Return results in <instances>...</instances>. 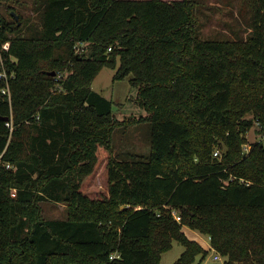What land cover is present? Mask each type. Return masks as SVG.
<instances>
[{"label": "trees", "instance_id": "16d2710c", "mask_svg": "<svg viewBox=\"0 0 264 264\" xmlns=\"http://www.w3.org/2000/svg\"><path fill=\"white\" fill-rule=\"evenodd\" d=\"M242 1L246 36L223 38L200 35L198 0H32L37 25L0 10V264H161L174 240L173 264H194L208 250L185 225L225 264H264V144L247 138L264 132V0ZM105 66L132 75L147 156L113 154V101L91 87ZM101 145L108 193L91 197Z\"/></svg>", "mask_w": 264, "mask_h": 264}, {"label": "rangeland", "instance_id": "374dc122", "mask_svg": "<svg viewBox=\"0 0 264 264\" xmlns=\"http://www.w3.org/2000/svg\"><path fill=\"white\" fill-rule=\"evenodd\" d=\"M198 2V20L202 37L246 36L250 16L247 2L244 3L242 0H198ZM0 10L7 19H11L10 13L15 11L21 22L24 20L30 24L39 23L32 0L11 2L9 7L3 4ZM238 32L240 34H237ZM85 45L87 46L88 43ZM116 70L117 68L109 66L103 67L91 84L95 91L113 101L112 112L119 122L112 134L113 154L122 159L147 156L150 152L152 133V124L146 119L148 112L137 102V87L130 83L132 75L129 74L123 79H114ZM247 138L249 143L261 140L264 144V132L259 130L258 125H254L247 132ZM109 155V150L102 145L99 146L95 170L85 178L83 183V190L91 197H102L108 193ZM42 206L47 218H65L67 215L64 203L44 201ZM183 230L189 238L199 240L208 250L207 256L202 258L198 255L194 264H225L227 260L225 256L220 255L219 259L215 258L216 251L211 247L210 238L206 234L186 225ZM184 248L181 242L174 240L172 248L162 254L161 264H173Z\"/></svg>", "mask_w": 264, "mask_h": 264}, {"label": "built area", "instance_id": "2783aa9c", "mask_svg": "<svg viewBox=\"0 0 264 264\" xmlns=\"http://www.w3.org/2000/svg\"><path fill=\"white\" fill-rule=\"evenodd\" d=\"M86 42H81L80 44H78V46L76 47V50L77 52H80L82 48L86 47ZM9 46V42L5 43L2 45L3 48H8ZM1 50V49H0ZM68 72H60V73H57V75H55L56 79H59V78H63L64 76L67 75ZM0 78L4 79L6 84L0 89V92L3 94V95H7V96H11V89H10V85H9V76L5 70V68L1 71L0 73ZM7 122V125H9L11 127V129H13V125L10 121H6ZM246 149H249L250 146L249 145H246L245 146ZM215 154L217 155L218 154V151L215 152ZM8 167H10V164H7ZM174 216L175 218L178 220V221H181L182 217L179 213L175 212L174 211ZM119 255L117 252H113L111 254V258H114L115 256ZM220 253H218L216 251V254H215V258L216 259H219L220 258Z\"/></svg>", "mask_w": 264, "mask_h": 264}, {"label": "water", "instance_id": "95a60500", "mask_svg": "<svg viewBox=\"0 0 264 264\" xmlns=\"http://www.w3.org/2000/svg\"><path fill=\"white\" fill-rule=\"evenodd\" d=\"M12 14H13V15L15 16V18L18 20V24H20L21 21H20V17H19V15H18L15 11H12ZM53 74H55V73H53ZM5 119L7 120L8 117H5Z\"/></svg>", "mask_w": 264, "mask_h": 264}, {"label": "crops", "instance_id": "0c3cea01", "mask_svg": "<svg viewBox=\"0 0 264 264\" xmlns=\"http://www.w3.org/2000/svg\"><path fill=\"white\" fill-rule=\"evenodd\" d=\"M208 236V235H207ZM209 237V236H208ZM210 238V237H209ZM199 242V240H197ZM204 247V246H203Z\"/></svg>", "mask_w": 264, "mask_h": 264}]
</instances>
